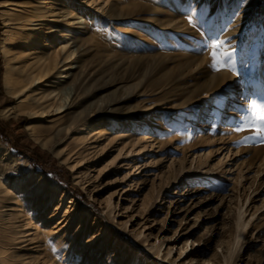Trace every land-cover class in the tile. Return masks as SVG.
Here are the masks:
<instances>
[{
	"label": "rangeland",
	"instance_id": "obj_1",
	"mask_svg": "<svg viewBox=\"0 0 264 264\" xmlns=\"http://www.w3.org/2000/svg\"><path fill=\"white\" fill-rule=\"evenodd\" d=\"M72 2L87 77L58 125L35 120L39 142L5 91L0 52V110L10 113L0 115V145L25 162L19 179L29 184L14 196L24 216L2 219L16 216L14 201L0 218L5 255L20 264H264V144L251 127L235 131L245 116L257 122L253 104L264 112V0ZM213 32L221 52L234 50V70L210 69ZM143 118L154 127L134 131L137 142L118 136ZM96 122L103 132L88 133ZM36 226L52 230L47 246Z\"/></svg>",
	"mask_w": 264,
	"mask_h": 264
},
{
	"label": "bare ground",
	"instance_id": "obj_2",
	"mask_svg": "<svg viewBox=\"0 0 264 264\" xmlns=\"http://www.w3.org/2000/svg\"><path fill=\"white\" fill-rule=\"evenodd\" d=\"M72 1L37 0L35 3H32L33 0H28L18 3L5 2L3 6L0 5V19L2 20L0 52L3 56V85L7 93L18 99V103L14 106V109L28 115L31 120L25 128L35 142H39L35 131L42 126L36 122L37 119H43L42 122L49 124V126L58 125L62 116H58L57 114L70 106L74 98L73 96H78L81 83L87 77L86 73H84L85 71H82L78 61L75 59L79 55L80 47L79 44L75 43L72 32L77 28L74 24L80 23L74 21V19L78 16L81 17L79 15L81 8L79 9V6H75ZM93 1L86 0L88 4H92ZM31 11L33 12L32 15L28 16L27 13ZM58 25L62 26L63 29H57ZM16 31L20 32V34L19 46L15 48L12 42L17 33ZM59 68L61 69L59 70ZM246 96V92H244L243 97L245 99ZM9 114V108L0 110V115L7 116ZM51 115L54 116L46 118ZM211 115L212 108L207 103L203 109V117L207 119ZM148 122L147 118L124 122L121 124L122 130L118 132V136L123 137L122 139L124 137L128 138L129 142L134 144L138 140L134 131L141 129L145 125H148L150 128L154 127L153 123ZM61 129L59 128L55 133L61 131ZM88 129V133L103 132V128L99 127V123L97 122L88 125ZM146 134L142 138L143 140L148 138ZM64 162L66 161L63 160L62 163ZM24 164L23 160L12 157L8 150L0 145V207H3L4 201L8 203L7 207L0 211V218L7 215L5 211L11 210V205L14 201H17L20 206V210H18L16 216L11 215L10 218L7 217L8 219L2 218L5 220V223L10 224L12 219L22 217L27 210V207L18 198L19 196L14 197L18 194L17 191L19 189L29 186L24 180L19 179V175L25 170ZM73 170L74 165L70 168V171ZM9 171H13L16 174L10 176ZM29 173L34 176L31 169H29ZM38 176L39 178L43 177L42 179L48 182L46 177L42 175ZM57 188L55 186V190ZM26 190H29V188ZM28 194L30 196L33 192L29 191ZM65 195H67V192L63 193L59 200L62 201ZM22 219L26 220L25 222L23 221L24 224L22 225L25 227L24 229H29L33 225V219L29 215ZM42 219L47 220V218ZM51 231V229L46 230L45 228L36 226V232L40 235V240L38 238L35 239H38V241L43 242L47 246L51 235H53ZM36 249H39V247ZM6 250L7 247L0 239V264H20L25 259L17 256L16 260L11 255H5L4 251Z\"/></svg>",
	"mask_w": 264,
	"mask_h": 264
},
{
	"label": "snow or ice",
	"instance_id": "obj_3",
	"mask_svg": "<svg viewBox=\"0 0 264 264\" xmlns=\"http://www.w3.org/2000/svg\"><path fill=\"white\" fill-rule=\"evenodd\" d=\"M196 9H193L195 11ZM210 14V13H209ZM188 22L192 23V17H188ZM208 40L210 43L206 45V47L211 49V58L212 63L210 65V69L214 71H221L225 68L235 69V60H234V50L228 51L224 50L223 52L220 49L224 46V41L222 39L216 38L215 32L208 36ZM223 98H220V101L217 104V108H224V104L222 102ZM252 111L255 113L256 117L258 118L257 122H253L249 120L247 116L243 118L244 123L240 126L235 128V131H243L247 127H251L252 130L259 136L260 142L264 144V112L257 111L256 105H252ZM215 127V125H213Z\"/></svg>",
	"mask_w": 264,
	"mask_h": 264
},
{
	"label": "trees",
	"instance_id": "obj_4",
	"mask_svg": "<svg viewBox=\"0 0 264 264\" xmlns=\"http://www.w3.org/2000/svg\"><path fill=\"white\" fill-rule=\"evenodd\" d=\"M37 160H38V158L36 159V157H33V161H32V162H33L34 165L38 164V163H36ZM37 162H38V161H37ZM40 164H41V163H39V165H40ZM35 168L38 169L39 167H38V166H35ZM41 170H42V168H41ZM47 173H49V172H47Z\"/></svg>",
	"mask_w": 264,
	"mask_h": 264
}]
</instances>
